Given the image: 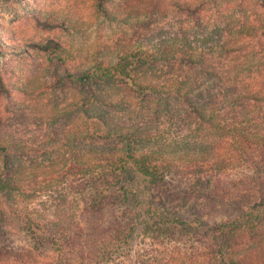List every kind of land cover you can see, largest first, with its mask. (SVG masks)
Here are the masks:
<instances>
[{
  "label": "trees",
  "instance_id": "16d2710c",
  "mask_svg": "<svg viewBox=\"0 0 264 264\" xmlns=\"http://www.w3.org/2000/svg\"><path fill=\"white\" fill-rule=\"evenodd\" d=\"M178 43L167 41L169 51L158 46L153 55L135 52L113 66L69 76L86 89V108L97 102L98 82L125 83L140 98L151 99L143 111L153 113L151 122L175 112L194 126L165 141L146 124L144 113L128 115L124 124L119 117L85 109L89 129L82 139L95 150L90 148L80 162L72 158V173L79 175L76 208H69L67 194L49 203L38 201L43 190L38 187L48 190L52 182L37 181L40 169L19 161L28 151L0 137V264H25L9 248L11 229L39 253H53L51 264H169L159 253L177 254L181 264H252L251 252L264 256V93L226 91L221 76L208 71L214 77L210 86L159 81L154 73L158 64L171 70L178 63L198 65L195 51L181 53ZM142 66L148 73L134 75ZM194 98L204 103L198 106ZM157 100L164 107H155ZM110 143L118 146L116 152L96 150L95 144ZM233 170L241 177L221 190ZM175 172L183 179V192L171 191L168 177ZM219 198L227 203L226 218L209 221ZM138 238L143 248L134 250ZM183 238L185 251L174 246ZM203 242L208 245L196 246ZM165 244L177 249L162 252Z\"/></svg>",
  "mask_w": 264,
  "mask_h": 264
},
{
  "label": "rangeland",
  "instance_id": "374dc122",
  "mask_svg": "<svg viewBox=\"0 0 264 264\" xmlns=\"http://www.w3.org/2000/svg\"><path fill=\"white\" fill-rule=\"evenodd\" d=\"M262 1L0 0V137L14 145L21 144L28 151L19 161L40 169L37 181L52 182L48 190L38 187L43 190H39L37 200L49 203L53 202V196L67 194L71 201L69 208H76L79 175L72 173V158L77 156L80 162V157L90 148L95 150L82 139L89 129L84 119L85 109L119 117L122 123L128 124V115L144 113L147 101L151 100L140 98L125 83L98 82L94 91L97 102L92 108H86L83 102L87 91L74 85L70 75L98 66H113L120 58L135 52L153 55L158 46L169 51V46L163 43L178 41L176 49L181 53L195 51L198 65L190 68L178 63L171 70L167 64H158L154 73L159 81L194 80L197 85L210 86L214 77L208 71L221 76L226 91L247 89L264 93ZM145 71L146 67L142 66L134 75ZM104 101H112L114 106L108 107ZM195 102L200 106L204 100L195 99ZM153 103L157 108L164 107L160 100ZM151 115V112L144 113L146 124L165 141L194 129L182 121L180 114L154 122L150 120ZM95 146L97 151L107 153L118 149L111 143ZM228 173L221 182V190L241 177L238 170ZM176 174L168 177L171 191L183 192L180 183L183 179ZM73 183L76 185L71 187ZM230 191L233 189L226 195ZM221 200L213 206L209 221L226 218L224 205L227 203L221 204ZM184 215L188 220L192 217ZM184 241L183 238L174 246L185 251ZM140 243L138 238L132 244L133 249H142ZM200 245L208 244L196 246ZM176 247L165 244L160 248L170 253ZM9 248L25 264L53 261V253L43 254V250L39 253L20 232L12 229ZM193 251L189 249L187 253ZM250 254L252 264H264V256ZM158 255L162 263L181 264L175 261L177 254Z\"/></svg>",
  "mask_w": 264,
  "mask_h": 264
}]
</instances>
